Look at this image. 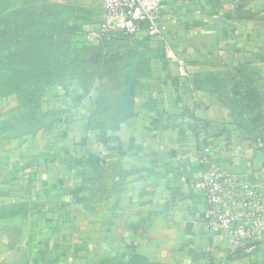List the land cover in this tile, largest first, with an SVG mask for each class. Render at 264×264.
Returning a JSON list of instances; mask_svg holds the SVG:
<instances>
[{"label":"crops","instance_id":"obj_1","mask_svg":"<svg viewBox=\"0 0 264 264\" xmlns=\"http://www.w3.org/2000/svg\"><path fill=\"white\" fill-rule=\"evenodd\" d=\"M159 33L107 46L115 84L66 92L46 135L0 137V225L23 228L0 264H264L191 187L204 157L264 188V0H164Z\"/></svg>","mask_w":264,"mask_h":264},{"label":"rangeland","instance_id":"obj_2","mask_svg":"<svg viewBox=\"0 0 264 264\" xmlns=\"http://www.w3.org/2000/svg\"><path fill=\"white\" fill-rule=\"evenodd\" d=\"M102 1L0 0V137L46 135L66 92L97 95L115 84L105 80L117 74L115 53L93 40ZM85 251L77 248V261Z\"/></svg>","mask_w":264,"mask_h":264},{"label":"built area","instance_id":"obj_3","mask_svg":"<svg viewBox=\"0 0 264 264\" xmlns=\"http://www.w3.org/2000/svg\"><path fill=\"white\" fill-rule=\"evenodd\" d=\"M163 4L164 0H103L93 40L113 35L134 37L141 31L158 37ZM203 161L207 165L191 187L204 198L207 231L224 237L229 256L251 254L264 244V188L204 157Z\"/></svg>","mask_w":264,"mask_h":264},{"label":"trees","instance_id":"obj_4","mask_svg":"<svg viewBox=\"0 0 264 264\" xmlns=\"http://www.w3.org/2000/svg\"><path fill=\"white\" fill-rule=\"evenodd\" d=\"M129 38H132V37H126V36H122V35L104 36V37L98 39V41H95V43L98 46L102 45L104 47H107V46H110L112 43H114L117 40L129 39ZM240 255H242V254H236L234 256H229V257H236V256H240Z\"/></svg>","mask_w":264,"mask_h":264}]
</instances>
